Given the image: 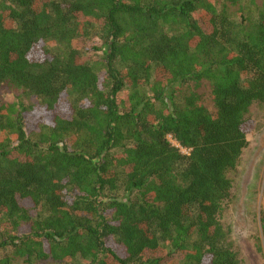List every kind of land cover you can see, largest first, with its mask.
<instances>
[{
  "label": "trees",
  "instance_id": "trees-1",
  "mask_svg": "<svg viewBox=\"0 0 264 264\" xmlns=\"http://www.w3.org/2000/svg\"><path fill=\"white\" fill-rule=\"evenodd\" d=\"M255 104L264 0H0V264H241Z\"/></svg>",
  "mask_w": 264,
  "mask_h": 264
},
{
  "label": "rangeland",
  "instance_id": "rangeland-1",
  "mask_svg": "<svg viewBox=\"0 0 264 264\" xmlns=\"http://www.w3.org/2000/svg\"><path fill=\"white\" fill-rule=\"evenodd\" d=\"M80 45L86 58L100 60L102 52L97 49V42L83 40ZM187 89L183 88L184 91ZM21 95V92H8L5 99L16 102ZM22 96L26 104H38L36 100L27 98L26 94ZM249 118L254 123L248 135L249 147L243 154L238 170L231 175L235 196L225 206L222 222L229 231V243L241 264H264V104L253 105ZM2 138L4 134H0ZM13 264L27 263L18 258ZM36 264L66 263L47 261Z\"/></svg>",
  "mask_w": 264,
  "mask_h": 264
},
{
  "label": "built area",
  "instance_id": "built-area-1",
  "mask_svg": "<svg viewBox=\"0 0 264 264\" xmlns=\"http://www.w3.org/2000/svg\"><path fill=\"white\" fill-rule=\"evenodd\" d=\"M177 147H179L182 150L183 153H185V154L188 153V150H186V149H184V148H182L180 146H177Z\"/></svg>",
  "mask_w": 264,
  "mask_h": 264
}]
</instances>
